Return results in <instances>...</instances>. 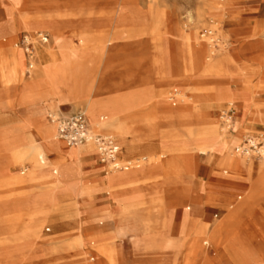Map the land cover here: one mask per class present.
I'll return each instance as SVG.
<instances>
[{
	"label": "rangeland",
	"instance_id": "1",
	"mask_svg": "<svg viewBox=\"0 0 264 264\" xmlns=\"http://www.w3.org/2000/svg\"><path fill=\"white\" fill-rule=\"evenodd\" d=\"M6 1L5 5H9L8 10L4 9L0 0V22L13 15L17 28L20 27L17 20L22 7L31 3L54 5L57 13L65 15L62 21L67 28L66 40L70 46L65 51L77 56L78 61L76 67H73L74 70L84 68L91 74L98 73V77L102 76L107 87L114 93L138 91L147 99L144 106L138 109V114L149 117L152 126L159 132L166 133L181 125L179 120H169L167 112L163 109L164 103H161V96L175 88L180 93L186 92L191 95L202 108H205L202 100L215 97V88L223 83L230 85L234 93L255 96L258 104H264V78L244 70L247 64L253 63L251 61L239 60L230 73V77L224 78L223 81L219 78L203 76L198 69L192 72L186 71L185 42L182 39V32L190 31L194 27L197 13L206 0H159V18L163 21L161 25L154 24L151 19L148 13V0H138V5L135 6L138 13L129 17L133 22L120 27H116L111 20L107 19L108 17L101 15L108 10L105 3L109 0ZM93 2L99 5L93 6ZM237 8L231 14L214 16L212 19L214 24L201 23L195 29L200 43L210 42L212 52L208 53V62L214 61L219 56L223 42L227 44L231 42L227 38L231 31L235 33V40L242 45H246L253 37L264 42V0H239ZM96 9L97 13L94 14ZM208 21L210 22V18ZM216 25L221 28V33L217 34L215 31ZM40 30V33L37 31L30 36L28 43L24 42L25 35L28 34L22 30L16 45L0 39V165L9 171L7 178L11 179L27 176L29 168L6 155L3 150L5 136L16 137L23 130H27L35 137H39L40 134L42 137L46 126L54 128L58 134V125L52 120L53 116H68L79 110L86 115L90 134L103 135L101 131L91 126L84 107L74 106L65 100L57 101L51 87L55 81L49 80L47 76V80H42L44 78L43 76L41 78L42 68H48L53 64L59 49L57 47L53 50L47 49L44 45L48 46L53 42L52 35L46 29ZM105 32L110 37H115L113 41H106L107 39L103 40L100 37V34ZM39 34L47 36V43L42 42ZM15 50L25 53V64L20 73L14 60ZM105 66H107V72L103 73ZM51 74H53L52 77L57 75L59 81L63 80L62 74L50 72L48 75ZM57 78L54 77V79ZM213 109H215V117L219 121L221 133L224 134L231 129V125H234L236 121L252 130L250 137L264 141V125L246 120L247 108H239L228 95L223 96ZM229 112L233 115V121L228 127L224 115ZM189 126L191 125L188 123L187 127ZM105 134L115 137L119 142L121 168L117 169L111 164L100 163L96 146L92 141L77 146L78 154L74 161L73 175L63 180L64 183L71 184L73 190L58 197L56 205L49 209L41 230L42 240L55 245L56 249L48 255L36 253L32 257L34 259L21 264H78L77 259L80 257L79 251L82 245H86L89 253H92L97 261L101 260L103 264H125L122 257L116 254L120 241L114 237V227L110 218L111 205L113 206L115 201L113 191L106 186L109 181L105 179V166L125 171L132 165L124 161L126 152L123 145L124 135L122 133ZM176 139L160 136L147 139L138 145L136 153L128 156L135 162L141 160V167L150 162L151 154L160 157L159 165H163L165 169H155L146 175L150 179L149 182L153 181L151 184H161L159 193L155 195L157 198L170 197L185 190L180 180L173 185L166 182L169 177H174V181L179 179L178 173L183 171V168L173 165L187 157V152L181 149V139ZM148 144L154 145L149 151L145 150ZM62 147L64 153L71 149L67 145ZM168 147H173L176 151L173 154L164 155ZM64 153L46 155L60 174L66 162ZM195 154L199 168L195 172V189L190 190L193 195L199 197L202 194L200 186L206 181L207 169L212 171V178L207 184L208 189L203 193L204 201L211 209L212 216L203 223L214 224L228 215L231 204L245 198L250 188L247 182L248 175L229 171L220 164V156L209 150L202 154ZM260 160L255 158L254 163L258 165ZM170 162L174 168L166 166ZM5 179L6 177L0 176V182L7 181ZM231 179L239 182L229 184L227 181ZM46 183L51 182L49 180ZM23 192L24 190L18 191L12 185L0 183L1 243L8 241L10 236L19 235L29 222L28 217L23 215L22 210L20 211L16 206L17 198ZM188 205L192 208L188 210L189 212L195 209V204ZM159 208L158 204L149 206V209L153 211L149 215L148 232L150 234H157L162 227L159 223L161 222ZM240 228L239 231L245 241L247 238L257 239L264 247V201L258 204L255 215L243 222ZM199 232L198 223L191 225L186 233V241L196 237ZM128 240L136 242L138 238L133 237ZM4 244L7 245V243ZM104 247L111 252V258L99 256V249ZM6 251L7 247L1 245V255ZM177 253V250L168 248L160 256L168 257L169 264H187L186 261L182 262V256L181 260L178 259ZM185 254L184 251L183 255Z\"/></svg>",
	"mask_w": 264,
	"mask_h": 264
},
{
	"label": "bare ground",
	"instance_id": "2",
	"mask_svg": "<svg viewBox=\"0 0 264 264\" xmlns=\"http://www.w3.org/2000/svg\"><path fill=\"white\" fill-rule=\"evenodd\" d=\"M2 3L4 9L8 10L9 5H5L7 1L2 0ZM238 4L239 0L205 1L197 13L194 27L190 31L182 32L187 72L198 69L203 76L219 78L223 81L224 78L230 77V73L239 60L246 59L253 63L247 64L244 70L264 78V42L261 39L253 37L246 45H242L235 40V33L231 31L227 35L231 42L221 44L220 54L212 62L207 60L208 53L212 52L210 42L198 41L195 29L199 27V24L205 22L214 24L212 21L214 16L220 17L235 12ZM98 5L93 2V6ZM136 5L138 0H109L105 3L108 10L101 15L108 17L107 19L111 20L116 27H120L133 22L129 17L138 13ZM159 6V0H148V13L157 25L163 24L159 18ZM97 9L94 14L97 13ZM19 13L20 17L17 21L20 27L18 28L13 15L0 22V39L16 45L21 30L28 34L25 35L26 42H29L30 36L37 31L40 33V29L48 30L53 42L48 46L43 45L50 50L57 47L59 52L54 57L53 64L48 68L43 67L41 73L58 72L62 74L63 80L59 81L57 75L54 76L57 79H54L53 74L43 73L41 78L43 76L42 80L45 81L47 76L49 80L55 81L51 86L54 97L57 101L65 100L74 106L84 107L89 123L93 128L101 131V134L122 133L125 137L124 161L132 167L119 171L105 166V179L109 181L106 186L113 191L115 201V204L111 205L110 218L114 227V237L120 241L116 254L122 257V261L125 264H169V258L160 255L166 249L173 248L178 252V259L182 256V262L186 261L187 264H264L262 242L251 238L245 241L239 231L241 224L251 219L256 213L258 204L264 201V160H260L261 162L256 165L254 157L237 153L235 149L250 137L252 130L235 121L231 129L224 134L221 133L219 121L213 109L223 96L228 95L239 108H247L246 120L264 125V104H258L255 96L239 95L236 92L235 94L230 85L223 83L215 88V97L202 100L205 106L202 108L191 95L186 92L180 93L175 88L161 96V103H164L163 109L167 112L169 120H179L181 125L166 133L159 132L152 126L149 117L138 114V109L147 102V99L138 91L114 93L107 87L103 77H98V73L91 74L84 68L74 70L73 67H76L78 61L77 56L65 51L70 47L66 40L67 28L62 21L65 15L57 13L54 5L31 3L22 7ZM214 29L217 34L221 33V28L217 25ZM100 37L103 40L107 39L106 41H113L115 38L110 37L107 32L101 33ZM14 60L18 72H22L25 53L15 50ZM102 72H107V66ZM188 123L191 126L187 127ZM156 136L181 139V149L187 152V157L181 162H175L173 165L171 161L166 165L169 168L172 165L183 168V171L178 173L179 179L174 181V177H169L166 182L173 185L180 180L185 190L165 198L155 196L159 193L161 184H151L153 181L149 182L150 179L146 176L155 169L164 168L163 165H159L160 157L151 154L150 162L143 167L140 165L141 160L135 162L128 158L138 151L139 144ZM5 137L4 152L28 167L29 173L25 177L7 178L9 171L0 165V176L6 177L5 180H7L0 183L12 185L18 191L24 190L23 194L17 198L16 206L20 211L22 210L23 215L28 217L29 222L19 235L10 236L8 241L0 242V247L1 245L7 247L6 253L3 255L0 253V264H21L34 259L32 257L36 253L48 255L56 249L55 245L42 240L41 230L49 209L56 205L58 197L73 190V186L64 183L63 180L73 175L74 161L78 153L75 146L64 153L56 130L47 126L43 130L42 137L40 134L37 138L29 134L27 130H23L16 137L12 135ZM153 147V144H148L145 150L149 151ZM208 150L219 155L220 164L229 171L246 173L247 182L250 184L245 198L231 204L228 215L214 224L203 223L212 216V211L207 207L203 196L212 178V171L207 169L206 181L200 186L202 194L199 197L193 195L190 190L195 189V172L199 168L195 153L202 154ZM175 151V148L168 147L164 155L173 154ZM55 152H63V157L66 159L61 174L46 157L47 154ZM49 180L51 183L45 184ZM227 182L235 184L239 181L231 179ZM188 188L189 190L186 191ZM189 203L195 204V209L190 212L188 210L192 208L188 205ZM156 204L160 206L158 213L162 227L157 234H150L148 232L149 215L153 211L149 209V206ZM33 207L36 209L30 211ZM195 223L199 224L200 232L196 237L186 241V233ZM133 237H137L138 240L136 242L128 240ZM88 249L86 245L81 246L78 264H103L101 260L97 261ZM99 251L101 258L112 257L111 252L105 247ZM184 251L186 257L183 255Z\"/></svg>",
	"mask_w": 264,
	"mask_h": 264
},
{
	"label": "built area",
	"instance_id": "3",
	"mask_svg": "<svg viewBox=\"0 0 264 264\" xmlns=\"http://www.w3.org/2000/svg\"><path fill=\"white\" fill-rule=\"evenodd\" d=\"M207 33L210 34V32ZM39 35L42 42L47 43V36ZM24 42H26V39ZM224 119L227 125L230 126L233 121V115L229 112L224 115ZM52 120L58 125L59 139L64 141L68 146L77 147L92 141L96 146L100 163L111 164L113 168L117 169L121 168V147L119 142L111 135H91L88 120L83 111L79 110L68 116H53ZM235 151L241 155L264 160V141L256 137L247 138Z\"/></svg>",
	"mask_w": 264,
	"mask_h": 264
},
{
	"label": "crops",
	"instance_id": "4",
	"mask_svg": "<svg viewBox=\"0 0 264 264\" xmlns=\"http://www.w3.org/2000/svg\"><path fill=\"white\" fill-rule=\"evenodd\" d=\"M62 142V145H67L64 141L60 140ZM68 146V145H67ZM56 153V152H55Z\"/></svg>",
	"mask_w": 264,
	"mask_h": 264
}]
</instances>
